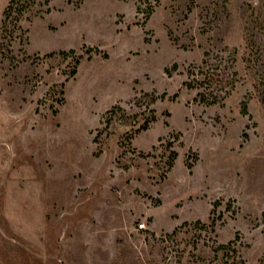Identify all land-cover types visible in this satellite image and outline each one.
<instances>
[{"label": "rangeland", "instance_id": "obj_1", "mask_svg": "<svg viewBox=\"0 0 264 264\" xmlns=\"http://www.w3.org/2000/svg\"><path fill=\"white\" fill-rule=\"evenodd\" d=\"M10 1L0 264H259L264 0Z\"/></svg>", "mask_w": 264, "mask_h": 264}, {"label": "trees", "instance_id": "obj_2", "mask_svg": "<svg viewBox=\"0 0 264 264\" xmlns=\"http://www.w3.org/2000/svg\"><path fill=\"white\" fill-rule=\"evenodd\" d=\"M14 1H16V0H11L10 1L7 9L5 10V12H7L6 14H8V12L10 11V9L12 8V4H13ZM74 53H75V49H73V48H70L68 50H61V51L58 52V54H60L62 56H66V55L74 54ZM53 54H54V52H50V53H47L45 56H51ZM78 63H79V59L77 57L75 59V65L78 64ZM74 72H75V69H73L72 73H74ZM209 75H210L209 72L205 73V76H204V79L203 80H206V78H209ZM184 85L186 87H188V88L192 87L193 86L192 80L185 81L184 82ZM198 94L200 96L199 99L201 101H203V102H206L207 101V96L208 95H206L205 93H201V92L198 93ZM162 96L163 95H161V97ZM151 100L154 101L155 100V97H152ZM216 101H217L216 98H213L212 100H210L211 103H214ZM244 108L245 107H243V110H244ZM117 109H121V107L118 106V105H115L111 109L107 110V112L109 111V113H110V116L106 119L107 120V123L110 122L111 119H113V118L116 117V110ZM155 119H156V115L153 113L152 110H150V114L144 117L143 122L138 126V128L136 129V131L139 132V131L145 130L148 127L149 123L152 122V121H154ZM168 144H170V143H168ZM175 155H176V152L175 151H171L170 161H169V164H168L169 166L171 165V160L174 158ZM194 223L199 224L200 221L199 220H196ZM185 224H186V221L182 222L179 226H176L172 230V232L170 234H175L179 230V228H181ZM231 244H232V241L231 240H229L226 243H219V244L216 245L215 250H216V252H221L222 253V256H225L226 257V255H228L229 251H231L232 253L235 252V249L231 246ZM226 263H227V261H226ZM259 264H264V256L259 260Z\"/></svg>", "mask_w": 264, "mask_h": 264}, {"label": "built area", "instance_id": "obj_3", "mask_svg": "<svg viewBox=\"0 0 264 264\" xmlns=\"http://www.w3.org/2000/svg\"><path fill=\"white\" fill-rule=\"evenodd\" d=\"M139 226L140 227L144 226V223L143 222L139 223Z\"/></svg>", "mask_w": 264, "mask_h": 264}]
</instances>
